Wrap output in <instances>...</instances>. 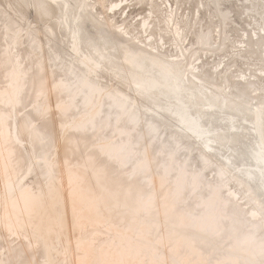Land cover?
<instances>
[{
  "label": "bare ground",
  "instance_id": "obj_1",
  "mask_svg": "<svg viewBox=\"0 0 264 264\" xmlns=\"http://www.w3.org/2000/svg\"><path fill=\"white\" fill-rule=\"evenodd\" d=\"M15 2L51 25L0 12V264H264V0Z\"/></svg>",
  "mask_w": 264,
  "mask_h": 264
},
{
  "label": "rangeland",
  "instance_id": "obj_2",
  "mask_svg": "<svg viewBox=\"0 0 264 264\" xmlns=\"http://www.w3.org/2000/svg\"><path fill=\"white\" fill-rule=\"evenodd\" d=\"M104 6H106V5H103V7ZM18 9H19V3L15 2V0H0V12L3 11L4 13H7V15L8 14L13 15L15 10L17 12ZM141 10H140V12H143ZM79 12L81 13V11H79ZM144 12H145V10H144ZM17 13H19V12H17ZM19 14L22 17L21 28H23V29L30 30L33 28L34 30L38 29V30H42V31L44 30L45 31V30H48V27L51 25L50 18L42 16L39 11L37 12V10H33L31 7L29 9L26 8L24 10V14H21V13H19ZM136 14L137 13H135V15ZM71 18H72V16H71ZM78 18H79L78 16H77V18H75V20H74L75 23H79ZM117 19L119 20V17H117ZM137 20H139V19H137ZM1 23H0V25H1ZM63 27L65 30H62V28L60 30V27H59V29H57V32H56L57 35L56 36H57V41L60 42L61 52L63 53L64 60L67 62H72L77 66V65H79V62L83 57H89V58H92L91 63H93L97 58L96 54L94 52H90L86 48L80 47V45H79V52L77 54H74V52L72 51V45H73V41H74L73 37L75 36L73 29L72 28L67 29L65 27L64 22H63ZM42 38H43V36H42ZM44 39L45 38H43V40ZM186 44L188 45V42ZM186 44H184V46ZM214 60H217L216 62H218L219 59L217 58ZM212 61H213V59H212ZM248 68L252 69L248 65H245L242 67V70L245 71L246 74H249ZM105 80L106 79H104V81ZM105 82H107V81H105ZM262 95L263 94H261V97H262ZM28 104H30V103H27L26 106H24L23 108H20V109H22L21 110L22 113L31 109V105H28ZM48 116H49V118H53V119L58 117V116L52 117V114L51 115L49 114ZM241 124H243V127L245 128L246 132L248 133L247 137L244 139L245 141H243L244 144L246 146H248L249 148L251 147L250 148L251 152H253L255 155H257L259 153V148H258V144L256 143L257 138H256V135L253 134L251 124L249 122H241ZM159 130H160V132L163 133L164 138L165 137L172 138L175 143L184 144V146H188L189 150H192L190 153V157H188V165H190V169H192L193 171L198 170V169H202L203 164L199 160V157H198V155L200 154L199 149H201V146L199 145V143L195 139H193V137H191L190 141H183L175 133V131H173L171 129H167L166 127L162 126V127H159ZM213 134H216V132ZM208 143L210 145H212L211 141ZM91 147H93V146H90L87 151H91L92 150ZM185 154H186L185 151L180 152L177 155V158L180 160H184V158L186 156ZM218 154H220V153H218ZM262 155H264V153ZM225 156L227 157V155L226 154L223 155L224 160H225ZM223 158H221L220 156H217L216 158H212L213 162H216V163H214L208 169H203V175L205 176V178L207 180L214 181V175L216 174L215 169H217L216 166L218 164H222V162L220 160H222ZM263 166H264V164H263ZM250 170L254 171V169H250ZM231 171H232L230 174L231 180L226 181L228 184L226 185V188L224 189L225 190V196H227V194H228L227 189L233 188V190H236L239 193V198H241L240 200H238V199L235 200V203L239 204L238 206H241L244 211H249L252 208H257L259 206V204H261V201L259 200V198H257L256 200L253 199L252 202L249 203L248 202L249 198L247 196H249L250 194L244 191V190H246L245 188L243 189L241 187L240 188L237 187V184L235 183V181L232 180V178L235 177L236 174L240 176L242 174V172H237V170H233V167H231ZM261 207H262V205H261ZM263 212L264 211L261 212L262 217H264ZM12 239L13 238H10L9 240H12ZM17 242L18 241L16 240V243ZM0 248L3 249L2 246ZM216 248H218V246ZM221 248H222V246L220 245L219 249H221ZM1 249H0V251H1Z\"/></svg>",
  "mask_w": 264,
  "mask_h": 264
}]
</instances>
